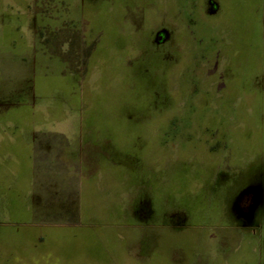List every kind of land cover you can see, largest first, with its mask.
Returning a JSON list of instances; mask_svg holds the SVG:
<instances>
[{
	"label": "rangeland",
	"instance_id": "1",
	"mask_svg": "<svg viewBox=\"0 0 264 264\" xmlns=\"http://www.w3.org/2000/svg\"><path fill=\"white\" fill-rule=\"evenodd\" d=\"M74 1L83 117L127 141L128 179L96 185L89 221L55 231L72 255L40 264H264V0ZM8 226L0 264H25ZM104 245L118 254L81 255Z\"/></svg>",
	"mask_w": 264,
	"mask_h": 264
},
{
	"label": "crops",
	"instance_id": "2",
	"mask_svg": "<svg viewBox=\"0 0 264 264\" xmlns=\"http://www.w3.org/2000/svg\"><path fill=\"white\" fill-rule=\"evenodd\" d=\"M0 2L14 21L6 24L0 41V223L11 230V225L19 228L7 238L19 236L26 241L19 243L24 249L13 247L14 253L21 260L23 254L25 264H40L43 255H72L70 246L57 251L58 245L52 243L58 238L55 231L89 221L86 207L91 191L98 190L96 185L127 181L121 169L127 141L120 134L99 133V122L83 117L87 107L79 86L81 72L67 70L65 62L42 42L40 30L73 26L75 1ZM51 4L61 8L52 13ZM59 87L75 105L73 109L52 101ZM82 252L101 257L118 254L105 245ZM98 261L104 263L102 258Z\"/></svg>",
	"mask_w": 264,
	"mask_h": 264
},
{
	"label": "trees",
	"instance_id": "3",
	"mask_svg": "<svg viewBox=\"0 0 264 264\" xmlns=\"http://www.w3.org/2000/svg\"><path fill=\"white\" fill-rule=\"evenodd\" d=\"M45 31L46 30L44 29L43 31L40 30L39 32L41 37H43L42 42L44 43V45L48 46L51 53L61 55L64 61H66L69 69L73 70L75 73H78L80 71V58H79L80 32H77V29L74 25L72 27L68 25V27L64 26L63 28L54 29L51 31V34L50 33L46 34ZM58 35L61 36L62 39L60 37V40L55 41L54 37ZM56 43L58 44L57 49L55 48ZM51 45H53V47Z\"/></svg>",
	"mask_w": 264,
	"mask_h": 264
}]
</instances>
